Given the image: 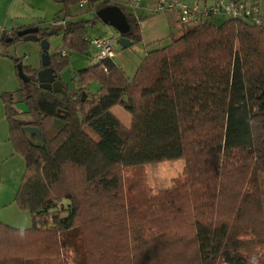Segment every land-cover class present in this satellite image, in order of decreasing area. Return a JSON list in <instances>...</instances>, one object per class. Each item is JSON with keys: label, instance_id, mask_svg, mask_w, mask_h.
I'll return each mask as SVG.
<instances>
[{"label": "trees", "instance_id": "1", "mask_svg": "<svg viewBox=\"0 0 264 264\" xmlns=\"http://www.w3.org/2000/svg\"><path fill=\"white\" fill-rule=\"evenodd\" d=\"M60 1L67 17L81 0ZM108 5L126 16L123 36L141 42L142 18L117 2L79 7ZM182 25L145 52L131 78L112 57L74 70V92L39 87L41 67L11 58L28 110L20 112L30 116L19 119L14 93L2 95L9 138L25 163L14 201L31 226L0 221V264H64L60 237L74 229L86 264L255 263L243 250L264 244V24L228 17ZM85 26L65 21L62 49L50 55L55 73L70 66L69 52L86 53ZM51 28L38 27L40 38ZM15 33L0 31L4 48L19 40ZM90 83L98 88L85 98ZM115 105L130 114L128 125ZM24 125L39 129L40 145ZM177 158L185 174L173 189L124 199L122 169Z\"/></svg>", "mask_w": 264, "mask_h": 264}, {"label": "rangeland", "instance_id": "2", "mask_svg": "<svg viewBox=\"0 0 264 264\" xmlns=\"http://www.w3.org/2000/svg\"><path fill=\"white\" fill-rule=\"evenodd\" d=\"M120 4L128 13L136 16L148 10L154 5L155 0H113ZM138 1L139 5L134 7V2ZM7 0H1L0 18L5 14V4ZM24 2L35 10L39 15L38 26L41 28H50L45 37L49 43V54L57 53L62 49L64 25L60 26V30L55 33V27L51 26V21L58 18L65 20L67 23L84 21L86 22V39L88 42L95 38H113L117 37V32L110 26L103 24L97 17L95 10H91L87 6L79 7L78 4L69 8V16L64 17L63 3L60 0H24ZM200 4H203L200 1ZM261 14L264 16V0H260ZM40 13H42L40 15ZM3 20L0 21V31L3 28ZM226 18L224 16H215L211 22L220 25ZM210 21V19H209ZM178 29L183 30V25L176 22ZM5 30V29H4ZM15 30H7L13 32ZM49 32H52L49 34ZM182 32V31H181ZM181 32L179 34H181ZM16 35V34H15ZM167 43H157L148 50L163 47ZM138 45V43L136 44ZM142 48V45H138ZM15 58L24 66L38 68L41 65V48L38 41L23 40L19 38L14 43ZM122 48L114 39L113 50H126ZM130 48H128L129 50ZM147 50V49H146ZM126 58L133 61L143 58V52L139 50H126ZM95 48L89 44L86 53L69 52L70 68L79 69L89 66L95 58ZM129 71V76L132 75ZM98 85L90 83L83 91L82 96L90 98L91 94L96 91ZM19 87V76L17 68L13 60L7 56L6 48L0 43V221L14 228L27 229L31 226V218L27 210L21 209L14 201L16 191L19 187L21 177L24 172V157L15 151L13 144L9 138L8 123L4 112V103L2 95L5 93H14ZM76 89V84L74 91ZM73 91V92H74ZM17 100L13 98V105L16 106ZM18 118L22 120H30V116L22 114L19 108ZM112 111L123 122L128 124L130 114L120 105H115ZM128 117V119H127ZM185 174L184 158L173 160H163L160 162L147 163L134 168L122 169L121 178L124 191V199L127 200H144L160 194L163 191L171 190L175 187L176 182L182 181ZM126 200V201H127ZM63 203H66L63 200ZM62 253L64 264H86L81 236L76 229L64 232L61 237ZM243 252L248 255H255L257 264L259 259L264 258V244L244 249ZM259 258V259H258Z\"/></svg>", "mask_w": 264, "mask_h": 264}, {"label": "crops", "instance_id": "3", "mask_svg": "<svg viewBox=\"0 0 264 264\" xmlns=\"http://www.w3.org/2000/svg\"><path fill=\"white\" fill-rule=\"evenodd\" d=\"M214 0H204L206 4L212 3ZM259 5V13L260 16L264 18V16L261 14V7H260V0H256ZM1 3V0H0ZM155 3V2H154ZM5 10L4 15L0 18V21H2L3 17V28L5 31L7 30H19L26 27H40L38 26V17L39 15L35 12L33 8H31L29 5H27L24 0H7L5 4ZM153 7H150L148 10H144V12L140 13L139 15H135L136 18H142L139 22L140 25V33H141V42L138 43V45H142V48L139 47L136 44H130V46L123 47L120 43H118L122 48H127L126 50H139L140 52H143V55H145V52L150 48L156 45L157 43H169L172 38L177 37L180 35L179 33L182 31L180 28L178 29V25L176 22L178 21L177 15L173 12L168 13H154ZM42 13H40L41 15ZM264 14V13H263ZM217 16H224L226 19L228 18L224 14H219ZM214 17L210 18L212 20ZM114 39H118L117 37H114ZM128 48H130L128 50ZM147 49V50H146ZM126 50H113L112 59L113 61L124 71L126 76L128 78H131L139 65L142 57H139L140 60L133 61L132 59H129V57L126 58ZM92 64V63H91ZM90 64V65H91ZM71 70V73L76 70L68 67ZM129 71L132 73L131 76H129ZM76 84V83H75ZM97 84V83H96ZM98 85V84H97ZM98 87V86H97ZM131 118V117H130ZM130 118L127 119L130 121ZM128 121V123H129ZM122 122V121H121ZM123 123V122H122ZM128 125V124H127Z\"/></svg>", "mask_w": 264, "mask_h": 264}, {"label": "water", "instance_id": "4", "mask_svg": "<svg viewBox=\"0 0 264 264\" xmlns=\"http://www.w3.org/2000/svg\"><path fill=\"white\" fill-rule=\"evenodd\" d=\"M96 17L105 25L112 27L118 34L117 42L123 47L130 46L131 42L123 36L129 30V24L126 20L125 14L116 5H108L96 11ZM54 32V31H52ZM52 32H49L51 34ZM38 27H26L16 31V36L23 40L38 41L41 48V65L37 71V80L39 87L43 89H50L55 93H64L65 88L69 92L74 91L75 79L69 68L64 69L59 74L55 73L51 66L50 54L48 51L49 43L46 38H40L38 35ZM11 37L6 39V42L11 41ZM6 54L10 58H15L14 45H9L6 48ZM17 103L16 106L22 112L27 113L26 105L22 102L18 93L15 95ZM22 132L30 139L33 145L38 146L42 143L40 131L35 126L24 125L21 127ZM34 138V139H33Z\"/></svg>", "mask_w": 264, "mask_h": 264}, {"label": "built area", "instance_id": "5", "mask_svg": "<svg viewBox=\"0 0 264 264\" xmlns=\"http://www.w3.org/2000/svg\"><path fill=\"white\" fill-rule=\"evenodd\" d=\"M200 1L203 4H200ZM86 3L81 0L79 6ZM139 2H134V7ZM154 13L173 12L177 15L178 22L181 24L195 23L205 18H212L219 14L227 17L249 18L257 24H264V19L260 16L259 5L256 0H214L210 4H206L204 0H155ZM51 26H61L65 24V20L58 18L51 21ZM113 38H95L89 42L95 48L94 62L101 59L112 57L113 55ZM64 55V52H62Z\"/></svg>", "mask_w": 264, "mask_h": 264}, {"label": "flooded vegetation", "instance_id": "6", "mask_svg": "<svg viewBox=\"0 0 264 264\" xmlns=\"http://www.w3.org/2000/svg\"><path fill=\"white\" fill-rule=\"evenodd\" d=\"M37 35H38V33H37ZM39 36V35H38ZM40 37V36H39Z\"/></svg>", "mask_w": 264, "mask_h": 264}]
</instances>
